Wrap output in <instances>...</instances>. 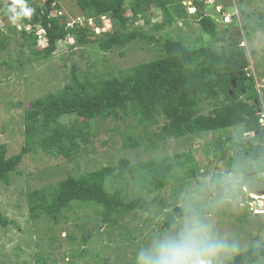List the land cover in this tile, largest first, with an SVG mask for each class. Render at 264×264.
Wrapping results in <instances>:
<instances>
[{
	"label": "trees",
	"instance_id": "16d2710c",
	"mask_svg": "<svg viewBox=\"0 0 264 264\" xmlns=\"http://www.w3.org/2000/svg\"><path fill=\"white\" fill-rule=\"evenodd\" d=\"M2 1L5 0H0V4ZM24 1L33 9L31 18H24L19 23L27 29L17 31L14 25L7 35L0 31V43L4 45L0 51L9 45L10 37L19 35L21 45L34 49L33 52L42 59L49 58L57 50V44L71 36L81 44H96L103 52L124 49L138 40L155 42L161 54L116 75L83 76L73 66L68 85L31 102L25 112V145L21 151L7 156V147H0V183L9 185L11 175L18 171L25 156L39 150L51 158L74 162L80 150L90 143L93 121L120 120L127 124L129 118L133 122L127 124L122 134L123 147L133 149L142 146L148 150L156 149L158 144L171 139L201 136L239 126L252 136L242 143L243 149L238 150L235 162L243 164L242 161L247 159L258 160L262 165L260 171H264V127L258 110L263 103L255 79L247 70V51L239 42L232 43L223 37L219 39L220 44L214 41L220 29L216 20L202 10L204 0L192 1L197 8L195 14L201 30L210 41L203 42L199 35L198 41L193 40L197 42L193 47L183 38L156 34L173 23L174 14L180 16L188 12L183 4L186 0H75L82 13L80 16H84L86 22L72 25L67 15L60 13L59 0H46L44 4L38 0ZM6 2L7 5L12 3L11 0ZM49 2H53L54 7H50ZM2 5L5 10L6 6ZM152 9L165 14L162 23L152 26L151 31L139 25L129 30V26L139 20L149 25ZM239 13L250 16L244 10ZM236 18L233 17L234 21ZM112 21L118 26L109 30L107 24ZM39 25L45 32L46 47H37ZM258 25L264 30V19ZM242 28L246 36L254 26L242 23ZM95 30L101 31L96 34ZM203 105L208 108L207 113H203ZM160 121L163 123L159 131L153 132L151 127L159 125ZM224 157L222 152L221 158ZM187 164V171L182 172ZM197 168L190 152L173 155L163 152L139 162H131L123 156L114 166L106 165L79 175L69 173L56 183L28 192L30 218L37 223L47 217L60 224L68 221L67 212L74 204L79 208L93 205L101 207L95 212L100 223L114 225L118 216L136 209L147 211L153 202L160 203L156 197L152 203L148 202L147 196L169 187L174 179L194 177ZM119 179L123 180L124 189L118 185ZM132 181L139 185L137 196L127 191ZM172 209L174 216L170 215L164 223L168 230L173 229L176 218L186 219L189 208L174 205ZM195 209L202 216L203 211ZM10 223L0 212V225L6 227ZM91 234L83 236L85 242ZM261 261H264V246L255 244L236 254L228 264H258ZM69 264L74 263L69 261Z\"/></svg>",
	"mask_w": 264,
	"mask_h": 264
},
{
	"label": "rangeland",
	"instance_id": "374dc122",
	"mask_svg": "<svg viewBox=\"0 0 264 264\" xmlns=\"http://www.w3.org/2000/svg\"><path fill=\"white\" fill-rule=\"evenodd\" d=\"M38 1L44 4L46 0ZM207 2L202 10L216 20L220 29L214 41L220 44L222 41L219 39L223 37L232 43L239 42L242 47L245 45L249 58L247 70L255 79L264 104V30L258 25L264 19V0H235L238 9L250 16L239 13L237 21L232 18L230 23L225 21L222 12L215 9V0ZM6 3L5 0L0 4V31L4 35L9 34L14 26L4 15L2 4L7 6ZM59 3L69 22L82 15L75 0H59ZM187 10L180 16L174 14L176 19L173 23L156 34L183 38L190 47L197 45L199 35L203 42L210 41L201 30L195 9ZM150 16L149 25L139 20L129 26V30L139 25L151 31L152 26L165 20V14L159 9H152ZM242 23L254 26L246 36ZM117 26L113 21L107 24L109 30ZM21 29L27 28L17 27V31ZM37 29L43 36L41 28ZM95 31L98 34L101 30ZM42 36L38 38L37 47L47 46ZM21 42L19 35H13L9 45L0 51V147H7V156L19 153L25 145V112L31 102L68 85L73 66L83 76L116 75L161 54L155 42L138 40L124 49L103 52L96 44H81L71 36L59 42L57 50L49 58L42 59L33 52L34 49L22 46ZM3 46L0 43V48ZM203 110V113L209 111L205 105ZM131 122L132 118H129L127 124ZM162 123L160 121L151 130L157 133ZM127 124L120 120L93 121L90 143L80 150L74 162L51 158L39 150L25 156L18 171L11 175L9 185L0 183V212L11 221L6 227L0 225V264H69V261L74 264H138L141 252L148 250L154 240L175 232L183 225L185 220L178 218L173 229L168 230L164 225L173 215L174 205L200 208L203 211L201 217L213 226L216 234L239 245L237 253L223 258L224 264L255 244L264 246V204L259 205L260 200L252 202L253 196L250 195L264 190V176L260 173L262 165L258 160L247 159L242 161L243 164L234 160L238 158V150L243 149L242 143L247 142L252 134L244 133L237 126L201 136L171 139L158 144L156 149L148 150L146 146L133 149L123 147L122 134ZM228 137L231 140H227ZM163 152L168 155L190 152L198 168L194 177L174 179L169 187L149 194L148 202L152 203L155 197L160 200V203L153 202L149 210L128 212L118 216L116 224L108 226L100 223L95 215L101 207L93 205L79 208L74 204L67 212L68 221L60 224L47 217L37 223L31 220L28 192L56 183L69 173L79 175L106 165L114 166L123 156L131 162H139ZM222 152L225 153L224 159L221 158ZM188 166L182 172L187 171ZM221 177L227 178L223 187L217 183ZM123 183L119 179L118 185L124 189ZM214 184L215 188L211 187ZM127 191L137 196L139 185L132 181ZM261 201L264 203V199ZM89 232L92 233L91 238L85 242L83 236ZM258 264H264V261Z\"/></svg>",
	"mask_w": 264,
	"mask_h": 264
},
{
	"label": "clouds",
	"instance_id": "9594fccd",
	"mask_svg": "<svg viewBox=\"0 0 264 264\" xmlns=\"http://www.w3.org/2000/svg\"><path fill=\"white\" fill-rule=\"evenodd\" d=\"M215 1L217 2L214 6L215 9L223 13L226 22L230 23V20L239 14V9L235 4V0H233L237 11L235 15H230L225 10L222 4L223 0ZM49 3L50 7H54L55 4L53 2ZM204 3H208L207 0H204ZM183 4L187 9L193 7L196 13L197 8L192 0H186ZM209 4H213V2H209ZM32 13L33 9L29 7L24 0H12V3L7 5L4 10V15L18 28L23 26L19 23L24 18H31ZM89 21L93 22L91 19ZM37 27L41 28L40 25ZM44 33L43 31V35ZM243 46L245 47V45ZM263 105L264 104L258 108L260 119L261 113L264 111ZM260 173L264 176V171ZM217 183L223 187L227 183V178L221 177L218 179ZM211 187L215 188V184ZM253 193L254 192H251L250 195L252 196ZM257 195L264 196V190L257 193ZM223 199L224 197L222 196L221 201H223ZM251 199L253 200L252 202L260 200L259 205L260 203L263 204L261 199H255L253 197H251ZM250 210L252 211V207ZM256 210L259 211L258 209ZM256 214H260V212ZM238 251L239 245L235 241H229L216 234L213 226L207 223L195 208L190 207L187 210L183 225L175 232L154 240L148 250L141 252L138 257V264H224V257L237 253Z\"/></svg>",
	"mask_w": 264,
	"mask_h": 264
},
{
	"label": "water",
	"instance_id": "95a60500",
	"mask_svg": "<svg viewBox=\"0 0 264 264\" xmlns=\"http://www.w3.org/2000/svg\"><path fill=\"white\" fill-rule=\"evenodd\" d=\"M222 4H223V6L225 7V10H226L230 15H235V14L237 13V11H236V6H235L233 0H223Z\"/></svg>",
	"mask_w": 264,
	"mask_h": 264
},
{
	"label": "built area",
	"instance_id": "2783aa9c",
	"mask_svg": "<svg viewBox=\"0 0 264 264\" xmlns=\"http://www.w3.org/2000/svg\"><path fill=\"white\" fill-rule=\"evenodd\" d=\"M62 13V12H60ZM86 21L85 17H78L76 20H73L71 23H69L70 25H72L74 22L76 23H80V24H84ZM262 125L264 126V111L261 113V119H260Z\"/></svg>",
	"mask_w": 264,
	"mask_h": 264
},
{
	"label": "bare ground",
	"instance_id": "6f19581e",
	"mask_svg": "<svg viewBox=\"0 0 264 264\" xmlns=\"http://www.w3.org/2000/svg\"><path fill=\"white\" fill-rule=\"evenodd\" d=\"M255 199H263L264 198V196H259V195H257V194H253L252 195ZM264 204V203H263Z\"/></svg>",
	"mask_w": 264,
	"mask_h": 264
}]
</instances>
